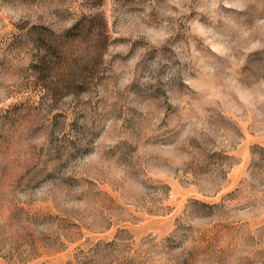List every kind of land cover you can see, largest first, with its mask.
<instances>
[{"label":"rangeland","instance_id":"obj_1","mask_svg":"<svg viewBox=\"0 0 264 264\" xmlns=\"http://www.w3.org/2000/svg\"><path fill=\"white\" fill-rule=\"evenodd\" d=\"M0 264H264V0H0Z\"/></svg>","mask_w":264,"mask_h":264}]
</instances>
